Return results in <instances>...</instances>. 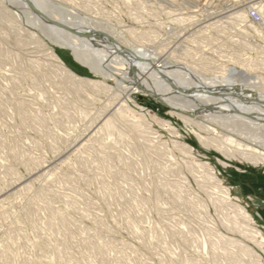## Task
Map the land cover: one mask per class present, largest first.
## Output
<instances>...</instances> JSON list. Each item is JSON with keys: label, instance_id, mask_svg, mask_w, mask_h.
<instances>
[{"label": "rangeland", "instance_id": "1", "mask_svg": "<svg viewBox=\"0 0 264 264\" xmlns=\"http://www.w3.org/2000/svg\"><path fill=\"white\" fill-rule=\"evenodd\" d=\"M48 1L97 19L157 60L183 59L187 50L206 58V78L224 67L264 84V0ZM11 5L0 0V264L264 259V165L242 158V136L221 131L222 120L189 122L151 96L121 90L70 51L63 57ZM258 12L262 21H251ZM50 49L80 78L103 83L75 86Z\"/></svg>", "mask_w": 264, "mask_h": 264}, {"label": "bare ground", "instance_id": "2", "mask_svg": "<svg viewBox=\"0 0 264 264\" xmlns=\"http://www.w3.org/2000/svg\"><path fill=\"white\" fill-rule=\"evenodd\" d=\"M5 1L12 3L11 6H14L13 4L18 6L17 8H20L26 14L27 21L31 25L38 28L52 45L64 50L61 54L63 57L65 55L67 56L66 51L68 50L77 62L88 65L95 74L116 81L121 90L127 93L134 92L151 96L162 104L172 107L181 116L192 117V120H199V117L203 116L207 118L205 119L206 121L209 120L208 118H211V122H213L212 119H218L217 122L222 120L223 122L221 121L222 123L220 125L227 130L225 131L223 128V130L219 129L224 131V133H229L228 131H230L232 135H241L242 140L240 139V141L247 145L244 146L245 148L242 152L239 149L237 150L240 151L239 153H241L242 158L251 164L260 163L264 165V90L260 89V85L262 86L263 84L261 80L251 77L248 78L245 71L237 73L235 71L224 70V67L219 72V75L217 74L215 76L214 74L211 78H206L204 76L208 71L206 58L189 53L187 50L184 52L183 59L174 57L172 60H157L146 50L129 47L125 42L118 40L112 32L107 31V28H103L95 18H87L79 13H72L70 11L64 12L48 0ZM27 2L33 5L49 22L33 14ZM236 15L237 20L244 18L242 13H237ZM255 15L258 20L255 21L250 17L251 21L256 23L261 22V12ZM176 22H181V18L176 19ZM247 26L248 29H251L250 25ZM119 31L118 33L121 35L135 37L134 32L130 29L123 30L119 27ZM48 56L55 64L56 69L65 78L72 80L73 84L79 86V88L83 84L97 87L103 83L80 78L75 72L67 68L64 60L52 49L49 50ZM197 57L199 58L197 59ZM180 97L181 101L183 97V99H190L191 103L193 100L197 103L194 106H187L186 102H180ZM188 121L190 122L191 120ZM197 124L201 125L200 122ZM103 125L109 127L110 123L106 120L103 122ZM203 126L205 125L203 124ZM202 138L198 137V141L204 144V139ZM225 139L231 142L230 139ZM215 141L214 139L207 140V142H214L216 144L217 142ZM239 146L242 147L241 144ZM181 148L190 154L195 151L188 145L182 146ZM221 165L226 166L224 163ZM202 167L213 171V168L209 165L203 164ZM224 193L229 195L227 189ZM238 211L240 213L238 214L243 219L249 218L244 210L238 209ZM257 234L255 232L253 233L255 236ZM255 236L253 237L255 238ZM260 242L256 244L263 247L262 240ZM242 250L245 255L248 253L247 256H251L249 254L250 252H248L249 250ZM254 263L264 264V259L256 258L254 262L251 261V264Z\"/></svg>", "mask_w": 264, "mask_h": 264}, {"label": "water", "instance_id": "3", "mask_svg": "<svg viewBox=\"0 0 264 264\" xmlns=\"http://www.w3.org/2000/svg\"><path fill=\"white\" fill-rule=\"evenodd\" d=\"M27 5L33 14L41 17L44 21L49 22L48 20L45 19V17L35 7H33V5H31L29 2H27Z\"/></svg>", "mask_w": 264, "mask_h": 264}]
</instances>
